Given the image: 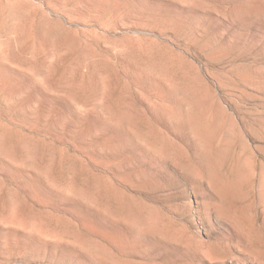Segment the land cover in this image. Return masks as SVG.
Returning a JSON list of instances; mask_svg holds the SVG:
<instances>
[{
    "label": "rangeland",
    "instance_id": "obj_1",
    "mask_svg": "<svg viewBox=\"0 0 264 264\" xmlns=\"http://www.w3.org/2000/svg\"><path fill=\"white\" fill-rule=\"evenodd\" d=\"M0 264H264V0H0Z\"/></svg>",
    "mask_w": 264,
    "mask_h": 264
}]
</instances>
